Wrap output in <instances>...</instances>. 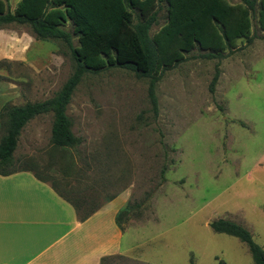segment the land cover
I'll return each mask as SVG.
<instances>
[{"label": "rangeland", "instance_id": "1", "mask_svg": "<svg viewBox=\"0 0 264 264\" xmlns=\"http://www.w3.org/2000/svg\"><path fill=\"white\" fill-rule=\"evenodd\" d=\"M250 31L251 42L236 38L218 61L192 48L163 70L155 85V114L147 77L105 66L84 72L67 103L78 144H51L50 112L22 127L15 165L57 181L73 200L140 201L121 222L126 253L101 264H253L245 243L209 227L217 217L246 227L264 250V36L255 12ZM8 35L30 36V43H8ZM0 36V50L15 56L1 58L0 79L16 84L18 102L52 95L73 68L59 41H46L54 46L50 51L26 27L13 25L1 27ZM3 131L0 124V135Z\"/></svg>", "mask_w": 264, "mask_h": 264}, {"label": "trees", "instance_id": "2", "mask_svg": "<svg viewBox=\"0 0 264 264\" xmlns=\"http://www.w3.org/2000/svg\"><path fill=\"white\" fill-rule=\"evenodd\" d=\"M9 1L0 0V28L24 26L36 39L59 41L69 52L73 68L52 95L40 100H25L21 104L9 101L2 104V174L32 169L15 165L13 151L21 128L35 115L51 113L49 141L53 146L69 147L79 143L78 136L72 132L66 106L84 72L118 66L147 77V98L155 114L156 82L163 70L184 58V52L196 48L200 56L218 61L235 47L236 38L251 42L255 34L250 31V17L254 12L264 36V0H16L13 6ZM161 9L163 21L150 31L153 24H158ZM73 36L76 43H73ZM217 75L218 62L209 82L210 90ZM165 169L166 164L162 163L158 174L160 181L164 179ZM34 173L50 180V177ZM50 184L70 202L80 219L101 203H88L85 198L73 200L59 188L57 181L51 180ZM139 203H125L116 211L118 225L121 226L129 210ZM208 224L212 230L233 235L245 243L253 264H264V250L246 227L222 217L211 219ZM218 264L224 263L219 260Z\"/></svg>", "mask_w": 264, "mask_h": 264}, {"label": "crops", "instance_id": "3", "mask_svg": "<svg viewBox=\"0 0 264 264\" xmlns=\"http://www.w3.org/2000/svg\"><path fill=\"white\" fill-rule=\"evenodd\" d=\"M28 37L8 35L7 42L18 39L27 47ZM33 41L50 51L54 47L44 39ZM1 58L15 56L3 48ZM18 95L13 81L0 79V107L6 101L23 103L16 101ZM123 205L118 196L108 197L80 219L49 179L37 177L32 169L0 173V264H101L111 255L126 253L124 228L115 219Z\"/></svg>", "mask_w": 264, "mask_h": 264}]
</instances>
